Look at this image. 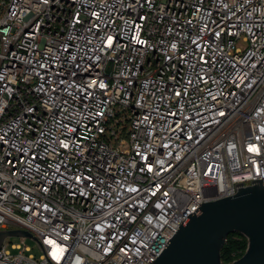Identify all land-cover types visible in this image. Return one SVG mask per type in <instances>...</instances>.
Listing matches in <instances>:
<instances>
[{
    "label": "built area",
    "instance_id": "obj_1",
    "mask_svg": "<svg viewBox=\"0 0 264 264\" xmlns=\"http://www.w3.org/2000/svg\"><path fill=\"white\" fill-rule=\"evenodd\" d=\"M260 178L264 0H0V264H152Z\"/></svg>",
    "mask_w": 264,
    "mask_h": 264
},
{
    "label": "water",
    "instance_id": "obj_2",
    "mask_svg": "<svg viewBox=\"0 0 264 264\" xmlns=\"http://www.w3.org/2000/svg\"><path fill=\"white\" fill-rule=\"evenodd\" d=\"M242 184H235V194L203 202L188 214L152 264H264V186L261 178ZM234 231L247 238L246 250L222 263L221 249ZM10 235L35 238L25 229H2L0 245Z\"/></svg>",
    "mask_w": 264,
    "mask_h": 264
},
{
    "label": "trees",
    "instance_id": "obj_3",
    "mask_svg": "<svg viewBox=\"0 0 264 264\" xmlns=\"http://www.w3.org/2000/svg\"><path fill=\"white\" fill-rule=\"evenodd\" d=\"M247 247V238L240 232H231L221 249L222 263H228L243 255Z\"/></svg>",
    "mask_w": 264,
    "mask_h": 264
},
{
    "label": "rangeland",
    "instance_id": "obj_4",
    "mask_svg": "<svg viewBox=\"0 0 264 264\" xmlns=\"http://www.w3.org/2000/svg\"><path fill=\"white\" fill-rule=\"evenodd\" d=\"M7 241L21 242V238H19V236H9L7 237ZM25 244L29 246L31 252L34 253L36 257H38V254L40 253V248L37 245L36 240L32 237H27L25 240Z\"/></svg>",
    "mask_w": 264,
    "mask_h": 264
},
{
    "label": "snow or ice",
    "instance_id": "obj_5",
    "mask_svg": "<svg viewBox=\"0 0 264 264\" xmlns=\"http://www.w3.org/2000/svg\"><path fill=\"white\" fill-rule=\"evenodd\" d=\"M109 42H111V38L109 39ZM102 86V85H101Z\"/></svg>",
    "mask_w": 264,
    "mask_h": 264
}]
</instances>
